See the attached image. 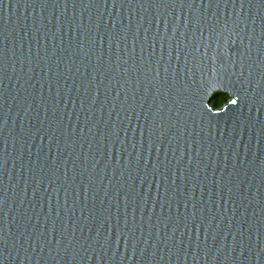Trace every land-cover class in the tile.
Returning a JSON list of instances; mask_svg holds the SVG:
<instances>
[{
	"label": "water",
	"instance_id": "obj_1",
	"mask_svg": "<svg viewBox=\"0 0 264 264\" xmlns=\"http://www.w3.org/2000/svg\"><path fill=\"white\" fill-rule=\"evenodd\" d=\"M0 264H264V0H0Z\"/></svg>",
	"mask_w": 264,
	"mask_h": 264
},
{
	"label": "trees",
	"instance_id": "obj_2",
	"mask_svg": "<svg viewBox=\"0 0 264 264\" xmlns=\"http://www.w3.org/2000/svg\"><path fill=\"white\" fill-rule=\"evenodd\" d=\"M228 99H229V95L226 92L216 91L211 97V102L214 105L221 106Z\"/></svg>",
	"mask_w": 264,
	"mask_h": 264
},
{
	"label": "snow or ice",
	"instance_id": "obj_3",
	"mask_svg": "<svg viewBox=\"0 0 264 264\" xmlns=\"http://www.w3.org/2000/svg\"><path fill=\"white\" fill-rule=\"evenodd\" d=\"M233 103H235V101H233Z\"/></svg>",
	"mask_w": 264,
	"mask_h": 264
}]
</instances>
